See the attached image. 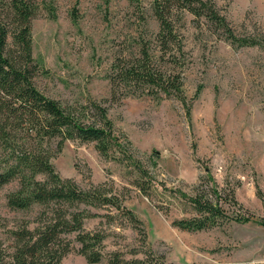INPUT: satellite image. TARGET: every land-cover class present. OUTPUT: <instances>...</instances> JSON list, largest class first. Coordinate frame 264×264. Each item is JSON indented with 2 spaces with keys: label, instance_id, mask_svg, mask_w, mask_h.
Returning a JSON list of instances; mask_svg holds the SVG:
<instances>
[{
  "label": "rangeland",
  "instance_id": "1",
  "mask_svg": "<svg viewBox=\"0 0 264 264\" xmlns=\"http://www.w3.org/2000/svg\"><path fill=\"white\" fill-rule=\"evenodd\" d=\"M7 1L0 0L1 13ZM32 1V55L40 67L35 85L65 106L95 101L106 108L126 154L145 169L152 192L146 196L134 185L138 173L126 155H120L123 162L104 157L94 142L66 140L52 158L57 172L84 188L112 182L142 220L148 245L165 256V264H264V0H213L233 33L254 38L255 45L231 43L188 11L171 16L183 51L176 52L169 67L182 76L189 112L174 96L156 100L111 91L108 74L115 60L139 56L142 48L153 58L159 54L154 0ZM206 172L218 190L233 192L241 204L224 203L227 212L251 220L197 231L171 224L190 211L177 190L192 194L207 180ZM15 184L0 188L1 248L11 242L7 230L28 216L5 205V194ZM85 226L107 232V253L144 248L123 219L107 224L95 217ZM106 256L89 263L74 249L62 264H105Z\"/></svg>",
  "mask_w": 264,
  "mask_h": 264
},
{
  "label": "trees",
  "instance_id": "2",
  "mask_svg": "<svg viewBox=\"0 0 264 264\" xmlns=\"http://www.w3.org/2000/svg\"><path fill=\"white\" fill-rule=\"evenodd\" d=\"M0 12V188L15 182L5 194L9 210L27 214L21 223L7 231L11 242L0 247V264H62L64 255L72 250L89 263L105 264H165V256L157 254L147 243L142 220L124 204V196L112 182L103 181L80 186L73 178L62 177L52 158L66 140L94 142L104 157L122 161L138 175L134 185L146 196L152 192L144 178L146 171L130 154L115 134L106 108L90 101L78 107L65 106L45 95L34 82L40 70L32 55L31 21L36 14L32 0H8ZM188 11L196 19L214 25V31L238 46L255 45L257 40L235 35L213 0H154L153 12L158 21L154 37L159 54L153 58L142 48L139 56L118 58L112 64L108 78L112 94H146L159 100L174 96L189 112L182 89V76L169 65L175 63L177 51H183L182 37L174 27L172 15ZM203 184L188 194L177 190L187 200L189 215L175 218L171 224L187 231L206 230L229 220L246 222L252 216L228 213V206L241 204L233 192L223 193L209 172ZM103 211V212H100ZM105 218L110 224L116 218L131 225L144 248L114 249L105 252L107 232L87 229L90 218ZM140 253V255H139Z\"/></svg>",
  "mask_w": 264,
  "mask_h": 264
}]
</instances>
